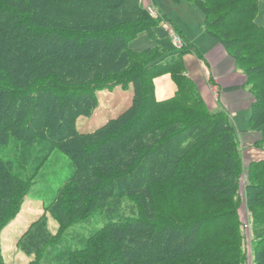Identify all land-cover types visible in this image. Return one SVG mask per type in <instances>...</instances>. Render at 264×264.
<instances>
[{"label": "trees", "instance_id": "16d2710c", "mask_svg": "<svg viewBox=\"0 0 264 264\" xmlns=\"http://www.w3.org/2000/svg\"><path fill=\"white\" fill-rule=\"evenodd\" d=\"M260 1L199 2L203 30L253 84L248 129L260 133L255 146L263 157L247 164L241 198L244 165L236 129L226 111L208 108L186 72L190 49L156 35L160 20L143 0H0V233L35 185L24 173L32 164L19 165L5 150L16 139L43 149V156L57 148L73 167L47 199L58 233L45 219L27 232L22 249L36 255L35 264L54 255L66 257L58 262L64 264H245L237 214L242 200L264 225ZM144 31L154 44L131 48ZM149 53L154 59L146 58ZM165 73L177 92L158 100L154 78ZM126 83L134 88L129 107L95 130L77 129V118L96 108V91ZM41 140L46 143L35 145ZM195 194L202 204L195 206ZM104 209L109 218L85 233ZM255 240L254 264H264V230Z\"/></svg>", "mask_w": 264, "mask_h": 264}, {"label": "rangeland", "instance_id": "374dc122", "mask_svg": "<svg viewBox=\"0 0 264 264\" xmlns=\"http://www.w3.org/2000/svg\"><path fill=\"white\" fill-rule=\"evenodd\" d=\"M201 1L203 0H176V1L150 0V4H149L150 7L144 3L146 7H149L148 9L150 10L153 17L156 20H160V24L155 29L156 35L160 38L169 36L170 39L172 40V43L177 49L188 46L190 50L185 54V56L191 53L193 50H195L194 48L196 47H198V49L201 52L202 49L201 46L207 42L208 43L211 42V40L215 38V37H211L210 34L205 33L202 30L203 23L205 20V14L199 5V2ZM156 4L158 6H156ZM256 20L257 22L261 23L264 26L263 0L259 2V8L256 15ZM174 23L179 27V29H181L183 33L180 32L179 29H176ZM153 44H154L153 39L149 36L148 32L146 31L141 32L136 38L132 39L129 43L130 47L135 50H143L146 49L147 47L152 46ZM155 56L156 54L149 53L146 55V58L148 60H151L154 59ZM240 71L242 70L240 69ZM186 72L188 73L187 68H186ZM163 75H170L171 78L173 79L171 73L161 74L154 78L155 96L157 99L158 97L156 95V79ZM188 75L190 76L189 73ZM208 79L212 80L210 82L212 83L211 86L213 92L215 96H218L219 89L215 85V83H213L214 79L210 74ZM259 81L260 79L253 82L255 84ZM244 86L246 87V89H248V92L252 97L251 102L253 103L254 97L251 91V87H253V84L252 83L246 84L245 82ZM176 88H178L177 84H176ZM197 89L200 92L198 86ZM133 93H134V88L132 83H126L125 85H116L114 87L108 86L102 90L96 91L98 104L96 108L93 110L92 114L81 115L77 118L76 120L77 129L82 132L95 130L96 128L100 127V125L107 123L110 119L117 117L118 114L123 112L127 107H129L132 104ZM158 100H165V99H158ZM252 103L247 118L246 115L240 114L237 119L236 118L233 119V116L231 114H228V112L225 109H223L222 107L219 108L226 111L230 119V122L233 124V126L236 129V140L238 142V149L241 154L244 165V172L242 174V180L240 183V191H239V197L241 198L244 196V190L247 182L246 171H245L247 164L250 163V161L255 157L257 159L258 158L261 159L263 157L262 150L261 152L256 153V149L252 148V147H256L255 144L260 139V133L256 131H250L248 129V120L251 115ZM234 120L237 121V124L235 123ZM242 129H245L244 131H246V135L247 134L249 135L246 136L245 140L242 139V134L240 133ZM251 134H254V136L252 137ZM253 139H255V141H253ZM45 143H46L45 141L41 140L36 142L35 145L40 146ZM5 150L9 153L10 156H12L17 161L19 165L21 164L27 166L30 163L32 164L30 165L31 166L30 168L29 166L27 168H24L27 169L26 170L27 172L24 173H28L30 177L33 178L35 185L33 186L31 192H28L24 197H22V202L20 204V207L18 208V213L13 218L10 219V221L3 227L0 233V246H1L3 261L5 264H35L36 261L34 262V260L36 259V255L34 254L28 255L24 253L22 249L23 244L28 240L31 234V233L27 234V232L32 227L33 230H35L38 227V225L35 226L33 225L34 222L40 219H45L47 221V226L51 230V232L53 234L58 233L59 226L55 218L52 216L53 215L52 211H50L47 208V199L52 196V193L50 192L54 190L52 189V187L57 188L58 186H60L63 180H65L66 177L73 170L72 161L66 154L62 153L57 148L50 150L46 155L43 156V154L46 153V152L44 153L43 149L39 150L37 149V147L30 149V147L28 148L27 145L24 146V143L19 145V141H17L16 139L10 140ZM19 152H23V155L20 154ZM34 165L36 166V168L34 167ZM195 195H194V201L196 202L195 206L199 205L200 203L202 204V199L200 198L202 197V195L201 196L197 194ZM121 204H122V208L125 209L130 208L126 202H122ZM229 205L230 204H224L221 206L222 209H227V208L229 209L230 207ZM211 209H216V208L215 206L211 205L210 210ZM106 212L107 209H104V212L101 213L100 222H95L86 225L84 227V232L87 233L89 230H95L97 228H100L103 222H105L109 218ZM237 214L240 220L241 233L243 237L242 241L245 252V260H246L245 264H254L256 233L257 234L262 233L264 230V225L263 224L261 225L260 221H257L253 217L252 212L249 210L244 200L241 201V204L238 207ZM259 224L261 226L257 227V230H255V227L258 226ZM72 237L76 240L83 242V239H79L81 237H76L74 235L69 236V238ZM223 242H226V240L223 239ZM46 251H44L41 255L45 259H46L45 253H47ZM47 258L48 260L46 261V264H64L58 262L65 260L64 258L66 257L54 255L51 257L47 256Z\"/></svg>", "mask_w": 264, "mask_h": 264}, {"label": "crops", "instance_id": "0c3cea01", "mask_svg": "<svg viewBox=\"0 0 264 264\" xmlns=\"http://www.w3.org/2000/svg\"><path fill=\"white\" fill-rule=\"evenodd\" d=\"M143 3L149 6L150 0H147V2L143 0ZM156 6L158 5L156 4ZM174 26L176 29H179L175 23ZM179 31L182 32L181 29ZM201 47V52L196 47L194 48L195 50L184 57V60L188 73L200 89L208 107L213 111L222 107L228 114L233 116V119H237L240 114L246 115L247 118L251 108L252 97L244 86L245 76L237 66L235 59L216 38H213L211 42H207ZM209 74L213 77V83L219 89L218 96H215L213 92L212 83L210 82L212 80L208 79ZM176 90V84L170 75H163L156 79V95L158 99L172 97ZM235 123L237 124V121ZM244 130L242 129L240 133L242 134V139L245 140L246 136L249 135H246V131ZM251 136L253 137L254 134H251ZM252 148L256 149V153L261 152V149L258 147ZM258 159L255 157L252 160Z\"/></svg>", "mask_w": 264, "mask_h": 264}]
</instances>
